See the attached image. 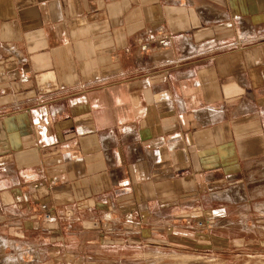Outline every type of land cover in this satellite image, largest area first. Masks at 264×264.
I'll use <instances>...</instances> for the list:
<instances>
[{
    "label": "crops",
    "instance_id": "0c3cea01",
    "mask_svg": "<svg viewBox=\"0 0 264 264\" xmlns=\"http://www.w3.org/2000/svg\"><path fill=\"white\" fill-rule=\"evenodd\" d=\"M185 217L264 219V0H0V264L120 262Z\"/></svg>",
    "mask_w": 264,
    "mask_h": 264
},
{
    "label": "rangeland",
    "instance_id": "374dc122",
    "mask_svg": "<svg viewBox=\"0 0 264 264\" xmlns=\"http://www.w3.org/2000/svg\"><path fill=\"white\" fill-rule=\"evenodd\" d=\"M187 218L178 226L188 230L175 229L181 236L167 239L161 234L152 238L144 232L141 250L128 251L127 256L121 255L120 262L111 264H264V219L231 226L222 233V238L218 234L210 238L201 232L202 224L197 228L198 220L191 219L186 226ZM141 226L137 230L127 227L140 232Z\"/></svg>",
    "mask_w": 264,
    "mask_h": 264
},
{
    "label": "built area",
    "instance_id": "2783aa9c",
    "mask_svg": "<svg viewBox=\"0 0 264 264\" xmlns=\"http://www.w3.org/2000/svg\"><path fill=\"white\" fill-rule=\"evenodd\" d=\"M168 39L169 38H168V36L166 34L160 33L156 37L151 39V43L156 45L158 48H165L168 45ZM139 48H140L141 52H146V51H148L149 46H148V44H141L139 46ZM22 81H25V79L23 78ZM40 210L45 212L46 211V206H44V205L40 206ZM44 219L46 221H49L51 218H50L49 215L46 214L44 216ZM189 222H190V219L187 218L185 220V225L188 226ZM124 224L126 226H128V227L133 228L134 230H137L138 227L141 225V222H136L130 214H127V215L124 216ZM200 226H201V223L198 222V227L197 228L200 229ZM167 230H169V229H167Z\"/></svg>",
    "mask_w": 264,
    "mask_h": 264
}]
</instances>
